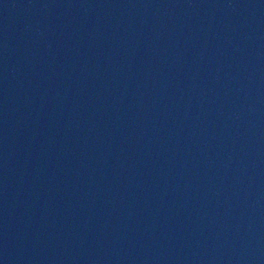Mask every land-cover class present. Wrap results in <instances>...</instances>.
I'll return each instance as SVG.
<instances>
[{"label":"water","instance_id":"water-1","mask_svg":"<svg viewBox=\"0 0 264 264\" xmlns=\"http://www.w3.org/2000/svg\"><path fill=\"white\" fill-rule=\"evenodd\" d=\"M0 264H264V0H0Z\"/></svg>","mask_w":264,"mask_h":264}]
</instances>
